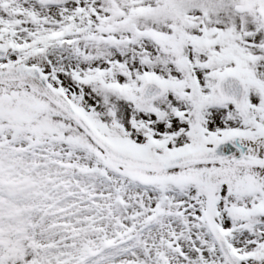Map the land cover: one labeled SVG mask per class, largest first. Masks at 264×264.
Segmentation results:
<instances>
[{
    "label": "snow or ice",
    "instance_id": "6c2138e0",
    "mask_svg": "<svg viewBox=\"0 0 264 264\" xmlns=\"http://www.w3.org/2000/svg\"><path fill=\"white\" fill-rule=\"evenodd\" d=\"M0 264H264V0H0Z\"/></svg>",
    "mask_w": 264,
    "mask_h": 264
}]
</instances>
